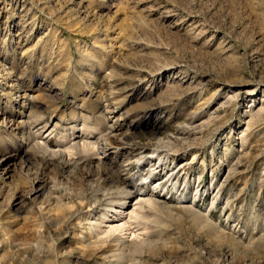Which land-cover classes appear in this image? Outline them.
Instances as JSON below:
<instances>
[{
	"label": "rangeland",
	"instance_id": "obj_1",
	"mask_svg": "<svg viewBox=\"0 0 264 264\" xmlns=\"http://www.w3.org/2000/svg\"><path fill=\"white\" fill-rule=\"evenodd\" d=\"M0 264H264V0H0Z\"/></svg>",
	"mask_w": 264,
	"mask_h": 264
},
{
	"label": "bare ground",
	"instance_id": "obj_2",
	"mask_svg": "<svg viewBox=\"0 0 264 264\" xmlns=\"http://www.w3.org/2000/svg\"><path fill=\"white\" fill-rule=\"evenodd\" d=\"M66 143L67 144L64 143V147L70 145V149H73L77 153V155H78L79 152H80V150H83V151H86V152L87 151H93V150H89L88 148H91L90 147L91 145L94 146V143H96V142H91V141L89 142L88 140H86V142L82 145V147H80V144L78 143V141L77 142H73V139L68 140ZM176 143H178V140L177 139H174V138L173 139H169L168 142L159 141L158 142V145H157V150H162V149H165V148H168L170 150L171 149L173 150L176 147V145H177ZM43 149L46 152L48 151L47 144H44L43 145ZM68 149H69V147H68ZM95 149H97V146H96ZM73 152H72V156H73ZM93 152H95V151H93ZM93 152H92V154H93ZM70 153H69V156H70ZM57 154H59V153H55L54 155H57ZM80 155H81V153H80ZM162 158H163V156H161L159 159L161 160ZM150 159L151 158H147L146 156H143L139 160V162H140L139 163L140 164L139 165V170H142L141 168H142V166L144 164H146V162L149 161L151 163ZM167 163L164 164L163 166H159V168L158 167L157 168L155 167L152 170H149L148 169V170H145V171H141L140 176H139L140 178L138 177L137 178V181H136V182L139 181V183L137 184V186L140 185L141 187H144V188L149 187V183L152 182L151 180H153L152 177H156L155 176V172L158 169H161L163 167L164 170H169L168 173L165 175L167 177V179H166V181L159 182L156 186H153V190H157V188H161L162 189L167 184H170L173 188H177V186H179V182L177 180L175 181V179H176L175 166L172 163H170V164H167ZM65 165H66V163H65ZM124 192H123V194H126ZM81 194H85V193L84 192L83 193L81 192ZM122 197H123V195H122ZM131 197H133V194H129V195L127 194L125 200H121V201H120V199L118 200L119 201V205H118L119 207L118 208H116V207H113L112 208L111 207V208L107 209L106 213H103L101 216H99L97 219H95L94 222H90L89 224L84 225L83 228H84V232L85 233L82 232L81 236L80 237L78 236L79 237L78 239H80L81 242L83 241L82 242V245H86L87 247H92V249L93 248H101V247L110 249V247H112L111 245L114 244L115 246L117 245V247H120L119 249L122 248V250H124L123 248H126L125 247L126 246V240H128L129 242L131 241V244L130 245H131V247H132V249L134 251H138V250L142 249L143 247H146L147 245H149V241H148L149 239H147V237L145 238V236H144V233L146 231L144 232V229L140 228V226L138 225V221L141 218L140 217V214H139V209H140L139 206L137 207L135 205L137 208H135L128 215L127 220L125 218V220H123V222L121 224H115V223H113V222H115L116 220H118L120 218L123 219V216H125V217L127 216L125 214H126V209L128 207V203H129L128 202V199H130ZM64 198H66L65 195H64ZM149 199H152V198H149ZM78 200H80V199H78ZM148 201L150 203L152 200L151 201L148 200ZM180 202L183 203V201H181V200H180ZM83 203H84V201H83ZM95 203H96V201H95ZM116 204H117V202H116ZM63 205H64V208L65 209H69L68 208L69 205H67L65 203L64 204L63 203L62 204H60V203L58 204V206L60 208L63 207ZM98 206H99V204H98ZM72 207H75V206L73 205ZM45 208L46 207H44V209L42 208L41 209V212H42L43 215L49 216L51 212H50V210L45 209ZM142 218H144V217H142ZM106 223H108V226H106ZM143 238H145V239H143ZM127 245H129V243ZM131 247H129V248H131ZM119 256L121 257V253H119Z\"/></svg>",
	"mask_w": 264,
	"mask_h": 264
}]
</instances>
